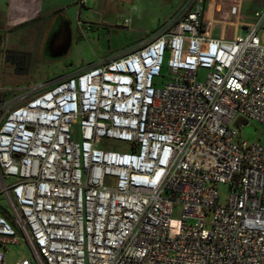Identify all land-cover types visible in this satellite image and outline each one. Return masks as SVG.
I'll return each instance as SVG.
<instances>
[{"label": "built area", "instance_id": "built-area-1", "mask_svg": "<svg viewBox=\"0 0 264 264\" xmlns=\"http://www.w3.org/2000/svg\"><path fill=\"white\" fill-rule=\"evenodd\" d=\"M205 1L0 100V264L19 239L12 264H264V144L237 135L264 128L263 14L209 36Z\"/></svg>", "mask_w": 264, "mask_h": 264}, {"label": "rangeland", "instance_id": "rangeland-1", "mask_svg": "<svg viewBox=\"0 0 264 264\" xmlns=\"http://www.w3.org/2000/svg\"><path fill=\"white\" fill-rule=\"evenodd\" d=\"M56 3L69 1L60 15L68 20L69 43L64 51L57 49L47 37L39 45L41 29L39 25L26 26L21 32L16 30L0 40V100L15 92V89L29 84H48L61 77L74 74L101 59L123 52L151 36L180 7L183 0H54ZM5 0H0L3 7ZM62 5V4H60ZM259 11L262 16L257 35L264 45V0H206L205 17L207 35L220 34L234 36L244 33L240 25L252 26ZM237 23V24H235ZM23 33V36L22 34ZM21 34V35H20ZM49 35V32L46 34ZM22 36V39H19ZM19 39V41H17ZM41 46V48H40ZM5 48H18L29 54L28 70L24 75L10 73L9 65L2 64ZM41 50H38V49ZM39 51V53H38ZM7 72V73H4ZM162 69L157 84L167 80ZM238 138L247 142L264 144V128L248 119L238 128ZM108 145L121 146L119 142ZM220 202L226 197L225 185L218 186ZM4 201L0 197V206ZM180 207L173 210L172 217L180 216ZM31 258V252L24 240L18 244L6 245L5 264H12L19 258Z\"/></svg>", "mask_w": 264, "mask_h": 264}, {"label": "crops", "instance_id": "crops-1", "mask_svg": "<svg viewBox=\"0 0 264 264\" xmlns=\"http://www.w3.org/2000/svg\"><path fill=\"white\" fill-rule=\"evenodd\" d=\"M72 2H74V0L71 1V3ZM78 2L83 4L85 0H78ZM60 4L56 3L54 0H5L3 7L1 8L0 6V39L5 40V36H8L12 32L16 30L23 32L21 29L35 24L39 25V28L41 29L39 45H42L49 26L54 20L56 14L60 13V10L63 6H67L69 1ZM21 34L23 36V33ZM22 36L19 39H22ZM219 36L231 37L223 34H220ZM19 39L17 41H19ZM40 48L38 50H41ZM13 49L25 51L18 48ZM87 67L89 66L84 67V69Z\"/></svg>", "mask_w": 264, "mask_h": 264}, {"label": "flooded vegetation", "instance_id": "flooded-vegetation-1", "mask_svg": "<svg viewBox=\"0 0 264 264\" xmlns=\"http://www.w3.org/2000/svg\"><path fill=\"white\" fill-rule=\"evenodd\" d=\"M68 25V20L66 18L60 14H56L47 31V33L49 32V35H46L47 40L52 44L54 43V46L59 48V46L67 40ZM28 63L29 54L25 51L5 48L2 52V64L9 65L10 73L14 75L25 74L28 70ZM0 73H3L2 68H0Z\"/></svg>", "mask_w": 264, "mask_h": 264}, {"label": "water", "instance_id": "water-1", "mask_svg": "<svg viewBox=\"0 0 264 264\" xmlns=\"http://www.w3.org/2000/svg\"><path fill=\"white\" fill-rule=\"evenodd\" d=\"M69 43V34L67 35V40L57 48L58 50L61 49V51H64Z\"/></svg>", "mask_w": 264, "mask_h": 264}]
</instances>
